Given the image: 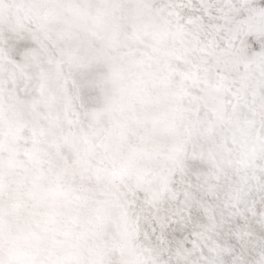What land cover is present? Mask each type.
Returning a JSON list of instances; mask_svg holds the SVG:
<instances>
[{"label":"snow or ice","instance_id":"snow-or-ice-1","mask_svg":"<svg viewBox=\"0 0 264 264\" xmlns=\"http://www.w3.org/2000/svg\"><path fill=\"white\" fill-rule=\"evenodd\" d=\"M0 264H264V0H0Z\"/></svg>","mask_w":264,"mask_h":264}]
</instances>
